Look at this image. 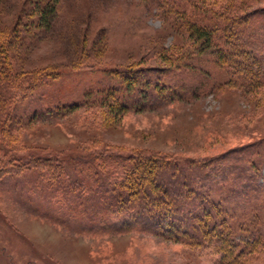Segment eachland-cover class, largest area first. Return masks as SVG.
Instances as JSON below:
<instances>
[{"label": "rangeland", "instance_id": "374dc122", "mask_svg": "<svg viewBox=\"0 0 264 264\" xmlns=\"http://www.w3.org/2000/svg\"><path fill=\"white\" fill-rule=\"evenodd\" d=\"M3 69L0 126L9 120L16 140L0 142V162L3 150L17 149L62 166L50 183L30 165L0 177V264H209L195 245L102 227L117 191L104 186L100 161H83L111 152L183 159L251 144L233 175L227 157L203 189L221 200L226 226L245 231V240L264 236V95L227 84L210 51L157 1L0 0ZM127 69L140 71L126 84ZM10 92L20 94L9 100ZM73 102L79 106L57 112ZM175 171L161 169L156 181L189 179ZM116 219L111 225L126 218ZM243 264H264V255Z\"/></svg>", "mask_w": 264, "mask_h": 264}, {"label": "trees", "instance_id": "16d2710c", "mask_svg": "<svg viewBox=\"0 0 264 264\" xmlns=\"http://www.w3.org/2000/svg\"><path fill=\"white\" fill-rule=\"evenodd\" d=\"M155 1L160 4L165 14L180 23L181 29L188 37L210 51L216 63L227 73V84L244 87L249 92L259 91L264 95V5L244 8L241 2L235 0ZM49 9H52V4ZM5 50L4 58L9 64ZM139 71L140 69L122 70V82L130 83L133 75L137 74L139 77ZM0 72V79L3 80L8 73L5 69ZM39 77L40 73L34 74V81ZM13 87L15 85L12 79L8 90L12 91ZM19 94L20 92H13L12 95L10 92L7 98H18ZM60 106L57 112L73 109L79 106V103ZM8 121L5 120L0 126V142L11 147L16 139H11L13 134ZM250 146L249 143H243L216 155L183 159H172L153 151L138 150L128 154L111 152L94 156V159L88 162L83 161L86 168H89V164L100 161L97 167L106 170V177L102 179L104 186L117 191L114 197L108 198L111 205L109 216L113 217L108 220L106 218L102 227L117 231H129L134 228L174 243L195 245L209 264H243L251 259H258L264 255V236L249 235L245 240L241 236L245 231L237 232L226 226V216L218 213L224 209L221 200H215L216 197L207 194L203 189L207 187L206 183H209L211 172L220 169L219 163L227 157L232 159L227 175H233L237 170V163L243 162L239 152ZM17 151H2L0 177L9 173L19 174L22 168L30 165L35 166L40 177L50 183L56 177V168L62 166H55L50 158L41 156L21 158ZM18 162L22 164L17 165ZM166 168H175L174 177L186 175L189 179L181 186L171 185L163 180L156 181V178L163 176L160 170ZM119 215L126 219L111 225L117 221ZM134 216V222L128 220Z\"/></svg>", "mask_w": 264, "mask_h": 264}]
</instances>
